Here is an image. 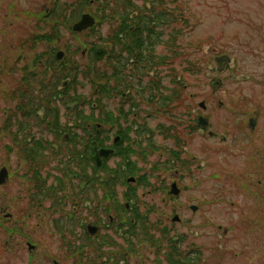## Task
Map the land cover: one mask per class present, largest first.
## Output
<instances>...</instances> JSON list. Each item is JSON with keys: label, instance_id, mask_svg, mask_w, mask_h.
Segmentation results:
<instances>
[{"label": "rangeland", "instance_id": "374dc122", "mask_svg": "<svg viewBox=\"0 0 264 264\" xmlns=\"http://www.w3.org/2000/svg\"><path fill=\"white\" fill-rule=\"evenodd\" d=\"M95 1L93 12L99 8ZM157 1L164 3L165 8L158 6L154 13L161 16V11L171 9L187 19V23H183L173 18V23L162 27L166 31L162 41L167 43L171 34L183 29L184 34L176 42L182 51L178 52L175 74L190 84L186 98L195 94L192 109L200 112L196 103L206 101L213 128L227 140L218 138L205 142L206 137L193 135L188 147L196 158L194 162L190 161L191 170L180 174V180L189 191L186 196L201 208L202 214L194 215L189 207L183 209L187 222H192L188 228L162 220V227L168 230H148L146 233L137 230L135 241L138 246L130 252V264H154L152 250L155 243L144 245L142 239L154 237L160 241L171 232L172 236L185 237L189 251L197 252L201 259L195 264H264V0ZM80 3L79 0H0V171L5 166L11 169V176L0 187V264L60 261L56 255L57 247L46 245V241L51 243L55 237H71L69 232L73 231L68 228L65 234L57 233L43 213L27 210L24 196L27 164L11 146L14 130L31 118L23 117V112L16 116L12 113L10 118V112L19 111L20 102L24 104L19 100L24 91L43 97L40 86L54 79L53 71L45 66L52 50L64 51L65 64L80 69L81 73H89L93 65L100 72H108L106 62L90 63L89 50L104 44L119 22L106 20L95 28L94 33H75L72 25L79 18L73 12L81 9ZM58 10L62 12L61 16L55 15ZM88 10L83 9L81 14L90 13ZM73 16L77 18L71 22ZM53 30L58 32L59 41L52 37ZM44 34L51 40L43 38ZM162 46L161 53L168 49ZM221 54L236 60L234 70L216 73L214 59ZM232 74L246 75L248 79L233 82L230 80ZM83 76L79 77L80 81L87 86L81 88L80 93L86 97L92 83L86 78L82 80ZM216 77L223 80V86L215 92L211 84ZM29 81L32 83L28 88ZM202 86L206 88L202 89ZM185 114L184 108H177V116ZM252 119L257 120L254 131L250 127ZM30 123L41 125L40 121L31 120ZM22 135L24 140L23 132ZM51 161L55 165L56 160ZM203 162L207 163L206 167L201 165ZM165 176L170 183L175 178L161 172L160 180H154L153 186L163 187L161 179ZM67 194L66 191L63 195L67 198L63 205L68 206L66 212L70 214L74 202ZM152 198L145 197L148 204H155L166 214L174 211L173 205H165L162 198ZM50 204L48 201L45 206ZM120 228L124 232V228ZM225 230L228 231L226 235ZM28 243L32 245L31 249ZM164 253L158 256V264H166ZM64 264H74V260L66 259Z\"/></svg>", "mask_w": 264, "mask_h": 264}, {"label": "flooded vegetation", "instance_id": "af4514ba", "mask_svg": "<svg viewBox=\"0 0 264 264\" xmlns=\"http://www.w3.org/2000/svg\"><path fill=\"white\" fill-rule=\"evenodd\" d=\"M136 33L131 26L121 35V57L114 55L113 44L107 48L105 105L100 100L91 103L82 98L79 92L84 85L78 79L59 80L52 86L43 84L39 109L26 113L41 125L34 126L30 120L24 140L21 132L13 142L12 149L26 151L27 210L43 213L57 233L73 230L69 232L71 237L46 241V245L58 249L60 261L53 260L51 264H64L66 259L74 260V264H130V252L138 246L137 230H168L162 227V220L190 227L192 222H187L182 211L197 205L186 196L189 191L180 180V174L191 170L190 161L194 162L188 146L193 135L206 137L205 142L227 140L213 128L207 102L202 101L206 109L193 110L195 94L188 99L185 94L190 84L181 78L178 83L173 76V41L168 43L170 49L161 53L160 46L148 49L143 37H135ZM221 67L224 69V62ZM202 102L196 105L200 107ZM177 108H184L186 114L177 116ZM202 115L210 121L208 128L197 126ZM54 159L52 165L49 160ZM161 172L175 178L170 183L165 176L161 179L163 187L157 189L153 182L160 180ZM174 184L180 189L179 196L171 193ZM66 191L74 202L70 214L68 206L63 205ZM151 196L162 198L165 205L172 204L174 211L166 214L155 204H148L145 197L153 200ZM48 201L51 204L45 206ZM192 213L201 215V208L197 206ZM171 234L160 241L154 237L144 238V242L142 239L144 245L155 243L154 264L159 263L158 256L164 252L166 264H194L198 255L189 251L186 238Z\"/></svg>", "mask_w": 264, "mask_h": 264}, {"label": "trees", "instance_id": "16d2710c", "mask_svg": "<svg viewBox=\"0 0 264 264\" xmlns=\"http://www.w3.org/2000/svg\"><path fill=\"white\" fill-rule=\"evenodd\" d=\"M82 2H84L87 5H90V1L88 0H80ZM148 1V0H147ZM100 3L98 5V11L95 12L96 17L99 19V22H105L106 20H118L120 19L119 22V26L116 29V35L114 36L116 39L120 38V32H124L125 30L129 29L130 26H133V19H130L129 15V11H133L135 10V7L133 5H131L130 3L128 4V2H124L122 4V0H100ZM161 6V5H160ZM84 8V6L81 5V8ZM158 6H152V11H154V8H156ZM148 9L147 6L144 7V9L140 12L142 14L141 16V20H143V25H141V30H148L149 29V24L150 21L152 20V18H149V16L147 15L149 12H152ZM125 12V13H124ZM61 13L59 10L56 11V16H61ZM127 14V15H125ZM161 16H157L155 17V22L157 24L163 22L166 20V15L161 13ZM74 17V16H73ZM56 19V18H55ZM165 19V20H164ZM177 19H181V17L177 18ZM139 20V19H138ZM168 20V19H167ZM68 23V21H67ZM70 23V22H69ZM129 23V24H128ZM66 25V24H65ZM117 44H119V46H121L120 41L117 42Z\"/></svg>", "mask_w": 264, "mask_h": 264}, {"label": "water", "instance_id": "95a60500", "mask_svg": "<svg viewBox=\"0 0 264 264\" xmlns=\"http://www.w3.org/2000/svg\"><path fill=\"white\" fill-rule=\"evenodd\" d=\"M94 24H95L94 19L89 15H85V16H83L81 22H79L78 24L75 25L74 30L78 31V32H82L83 30H86L89 27H92ZM105 52L106 51H102V50L98 51L97 52L98 59H102ZM222 60H225V58H222ZM204 126H206V123L204 124ZM6 177H7V172H6V170H3L0 174V184L4 183Z\"/></svg>", "mask_w": 264, "mask_h": 264}]
</instances>
